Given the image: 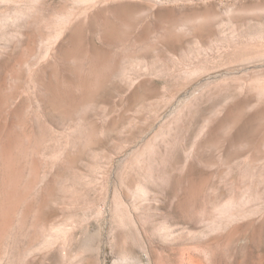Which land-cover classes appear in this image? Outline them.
I'll use <instances>...</instances> for the list:
<instances>
[{"label": "rangeland", "instance_id": "rangeland-1", "mask_svg": "<svg viewBox=\"0 0 264 264\" xmlns=\"http://www.w3.org/2000/svg\"><path fill=\"white\" fill-rule=\"evenodd\" d=\"M0 264H264V0H0Z\"/></svg>", "mask_w": 264, "mask_h": 264}]
</instances>
